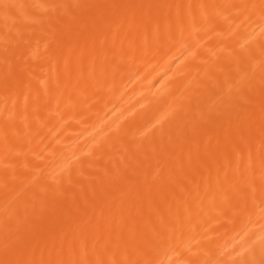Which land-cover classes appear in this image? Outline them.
I'll list each match as a JSON object with an SVG mask.
<instances>
[{"label": "bare ground", "instance_id": "1", "mask_svg": "<svg viewBox=\"0 0 264 264\" xmlns=\"http://www.w3.org/2000/svg\"><path fill=\"white\" fill-rule=\"evenodd\" d=\"M0 264H264V0H0Z\"/></svg>", "mask_w": 264, "mask_h": 264}]
</instances>
